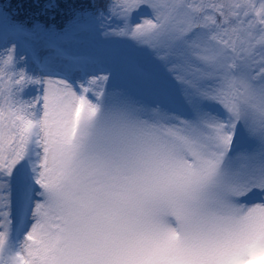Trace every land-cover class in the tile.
Wrapping results in <instances>:
<instances>
[{"label":"snow or ice","instance_id":"6c2138e0","mask_svg":"<svg viewBox=\"0 0 264 264\" xmlns=\"http://www.w3.org/2000/svg\"><path fill=\"white\" fill-rule=\"evenodd\" d=\"M0 264H264V0H0Z\"/></svg>","mask_w":264,"mask_h":264},{"label":"trees","instance_id":"16d2710c","mask_svg":"<svg viewBox=\"0 0 264 264\" xmlns=\"http://www.w3.org/2000/svg\"><path fill=\"white\" fill-rule=\"evenodd\" d=\"M13 2V0H12ZM17 2H13V4H16ZM20 18L21 19H26V18H30L32 16V12L31 10H29L28 8L24 7L20 9ZM56 23L60 24L63 23V15L61 14V16H58L56 19Z\"/></svg>","mask_w":264,"mask_h":264},{"label":"rangeland","instance_id":"374dc122","mask_svg":"<svg viewBox=\"0 0 264 264\" xmlns=\"http://www.w3.org/2000/svg\"><path fill=\"white\" fill-rule=\"evenodd\" d=\"M13 2H17V3H26V0H13ZM40 53H45L47 54L45 51L41 50Z\"/></svg>","mask_w":264,"mask_h":264}]
</instances>
